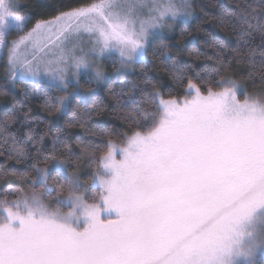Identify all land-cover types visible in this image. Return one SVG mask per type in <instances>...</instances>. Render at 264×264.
<instances>
[{
  "label": "snow or ice",
  "instance_id": "obj_1",
  "mask_svg": "<svg viewBox=\"0 0 264 264\" xmlns=\"http://www.w3.org/2000/svg\"><path fill=\"white\" fill-rule=\"evenodd\" d=\"M145 7L70 0L33 22L27 4L0 0L7 82L63 93L43 103L45 135L56 130L50 151L27 113L0 120V169L23 185L0 189V264H264V71L259 91L246 93L253 71L234 69L217 39L210 70L174 64L173 85L153 83L149 55L175 60L166 33L194 18L195 5L152 0L142 15ZM220 20L238 38L236 62L264 69V0H236ZM107 61L125 77L143 65L140 83L112 93L122 130L92 120ZM69 111L68 127L90 137L77 139L79 155L60 125ZM13 159L25 171L8 173Z\"/></svg>",
  "mask_w": 264,
  "mask_h": 264
},
{
  "label": "trees",
  "instance_id": "obj_2",
  "mask_svg": "<svg viewBox=\"0 0 264 264\" xmlns=\"http://www.w3.org/2000/svg\"><path fill=\"white\" fill-rule=\"evenodd\" d=\"M18 2L27 4V8L24 11L30 13L33 22H35L37 19L50 18L58 8L67 5L70 0H18ZM235 2L236 0H192V3L195 5L193 9L194 18H190L188 22L180 24L176 27L175 31L167 34L170 37L167 41L170 45V53L175 57V60H165L163 57L158 60H153L151 55L148 57L150 61L148 66L149 75L152 78V82L157 85H173L172 77L175 73L174 64L178 65L181 69H186L188 65H192L198 72H202L205 67L210 70L215 64L213 60H209L207 57L215 56L218 49L214 45L216 40L219 39L220 41L227 42L228 51L226 55L232 58V67L234 69H240L241 75L245 77L249 71H253L256 83L253 85L250 81L244 80L246 85L245 89L250 93L259 91V73L264 71V69H261L259 65L255 69H252L250 65L238 64L236 62L237 54L234 49L237 48L238 38L235 33L230 31L226 32L220 20L223 12L230 10ZM249 2L255 5L260 0H249ZM256 40L259 42L258 36ZM142 67L143 65H136L134 70L137 75L128 77L120 75L117 65L113 63L107 67L106 72L110 79L101 87L98 93V96L103 100V104L101 105L103 110L92 117V120L97 122L98 127L111 128L114 131L117 130L118 126L121 130L123 129L120 113L115 107L116 101L113 99L112 93H120L122 88L127 91V88L131 86V81L133 80L140 83ZM4 68L3 63H0V120L13 110L21 119L27 113L28 119L24 123L35 128L36 132L40 135H44V146L50 151L56 130L53 128L51 133L45 135L48 132L51 117L44 110L43 103L47 95L58 96L60 93H52L43 84L37 83L17 81L13 86L7 82ZM81 83L83 85V81ZM140 86L143 87L142 84ZM92 87L84 85L81 89L91 90ZM169 90L165 88V93L167 94ZM88 104L91 105L92 100H89ZM84 107L86 106H74V110L77 108L83 110ZM66 120L72 122V111H69L68 116L60 121V125L68 137L66 141L67 145L73 152L79 155L80 148L76 143L77 139L87 141L90 137L85 129L79 125L68 127L67 123H65ZM86 126L91 127V121L87 122ZM14 130V127L10 128V131ZM6 147L7 145L0 144V150ZM58 147L63 149L64 145L62 144ZM2 162H4V157H0V163ZM40 166H44L43 162ZM6 167L8 173L13 171L22 173L25 171L24 165L17 164L14 159L7 161ZM68 170L72 171L71 168ZM82 179H86V177H82ZM29 182H31V178H29ZM9 186L23 187L17 177L6 174L3 169H0V189H6Z\"/></svg>",
  "mask_w": 264,
  "mask_h": 264
},
{
  "label": "rangeland",
  "instance_id": "obj_3",
  "mask_svg": "<svg viewBox=\"0 0 264 264\" xmlns=\"http://www.w3.org/2000/svg\"><path fill=\"white\" fill-rule=\"evenodd\" d=\"M17 2H18V0H17ZM151 2H152V0H147V4H148V7H151ZM19 3V2H18ZM148 7H145L143 10H142V15H145V14H147V12H148ZM189 21V20H188ZM187 21V22H188ZM186 23V22H185ZM171 33V32H170ZM170 33H166V35L167 34H170ZM5 60H6V57H5ZM5 60H0V63H3V65H4V70H5V76H6V79H7V68H6V64H5ZM110 64H112V62L111 61H107L105 64H104V70H105V72H106V69H107V67L110 65ZM117 67H118V65H117ZM117 72V71H116ZM107 73V72H106ZM118 74V73H117ZM109 76V75H108ZM19 81H23V80H19ZM23 82H25V81H23ZM37 84H42V83H37ZM81 91H84V90H82L81 89ZM244 91L246 92V93H250V92H248L246 89H244ZM60 93V95H63V93L62 92H59ZM243 95H241L240 96V99L241 100H243ZM65 211H66V209H65Z\"/></svg>",
  "mask_w": 264,
  "mask_h": 264
}]
</instances>
